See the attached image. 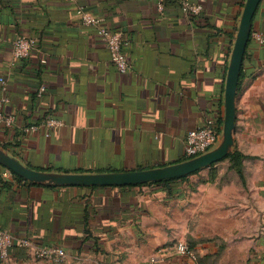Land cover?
Instances as JSON below:
<instances>
[{
	"label": "crops",
	"instance_id": "obj_1",
	"mask_svg": "<svg viewBox=\"0 0 264 264\" xmlns=\"http://www.w3.org/2000/svg\"><path fill=\"white\" fill-rule=\"evenodd\" d=\"M183 1H77L124 33L131 68L120 72L73 1L0 0V76L9 97L2 108L14 116L0 122V145L31 166L59 171L132 170L185 158L190 129L210 117L223 123L245 0H192L203 6L194 15ZM256 30L264 32V0L252 19ZM20 36L35 44L19 58L13 46ZM2 96L0 82V105ZM50 116L60 124L24 130ZM236 147L246 155L244 180L236 173L231 184L204 187L184 206L199 211L201 234L210 237L185 240L196 259L177 252L164 202L145 196L146 185L49 186L0 164V227L67 252L52 263L14 245L0 264H264V43L252 36L238 85Z\"/></svg>",
	"mask_w": 264,
	"mask_h": 264
},
{
	"label": "water",
	"instance_id": "obj_2",
	"mask_svg": "<svg viewBox=\"0 0 264 264\" xmlns=\"http://www.w3.org/2000/svg\"><path fill=\"white\" fill-rule=\"evenodd\" d=\"M261 0H245L229 57L224 92V118L216 142L206 151L162 165L132 170L59 171L29 165L0 145V164L24 179L49 186L136 185L189 175L226 157L236 146L237 92L243 58L251 38L252 19Z\"/></svg>",
	"mask_w": 264,
	"mask_h": 264
},
{
	"label": "built area",
	"instance_id": "obj_3",
	"mask_svg": "<svg viewBox=\"0 0 264 264\" xmlns=\"http://www.w3.org/2000/svg\"><path fill=\"white\" fill-rule=\"evenodd\" d=\"M75 3L77 14L81 17L82 22L85 25L92 26L96 29L98 35H100L106 42V45L110 52V60L120 72H127L131 68V62L126 53L125 46L128 41L124 33L118 29H113L106 21L105 17L93 13L90 9L82 4H79L78 0H71ZM162 5V3L160 4ZM203 6L198 1L184 0L182 2V10L188 14H198L201 12ZM254 41L261 45L264 43V32L256 30L251 34ZM35 44V38L29 36H20L14 40L13 53L16 57H24L29 53L31 48ZM1 90L3 96L1 98L0 105V122L5 121L7 124H11L14 121L13 115H6L3 111L2 105L9 100L7 94V80L5 77L0 76ZM45 91V86L42 85L39 88L38 94L42 95ZM60 124V120L55 117H47L40 122H34L24 127L25 131H36L40 127L50 128ZM222 125L219 124L215 117L208 118L205 125L192 128L187 132L185 153L187 157L202 153L208 150L217 140L221 131ZM16 245L20 248L28 249L35 257L48 260L52 263H61L67 257L66 249L63 246L36 243L32 239L27 237H18L9 230L0 227V259L5 260L10 257V249ZM176 250L183 255H189V257L196 259L197 255L189 244L181 239L176 243Z\"/></svg>",
	"mask_w": 264,
	"mask_h": 264
},
{
	"label": "rangeland",
	"instance_id": "obj_4",
	"mask_svg": "<svg viewBox=\"0 0 264 264\" xmlns=\"http://www.w3.org/2000/svg\"><path fill=\"white\" fill-rule=\"evenodd\" d=\"M215 172L216 177L212 178V173ZM236 173L237 171L233 166L220 161L213 166L191 173L183 179L175 180L168 184L146 185L141 187V191L145 192V196L154 197L156 200L162 198L160 201L164 202L163 207H165V216L163 217L166 218L164 223L168 225L166 229L174 235L173 239L175 242L184 239L197 245L204 242L208 236H206L207 234H201L203 233V223H200L199 211L186 212L184 206L195 202L197 200L196 197L199 195L198 193L204 187L220 188L225 184H231ZM158 207L160 206L157 205ZM36 259L41 258L36 257Z\"/></svg>",
	"mask_w": 264,
	"mask_h": 264
},
{
	"label": "trees",
	"instance_id": "obj_5",
	"mask_svg": "<svg viewBox=\"0 0 264 264\" xmlns=\"http://www.w3.org/2000/svg\"><path fill=\"white\" fill-rule=\"evenodd\" d=\"M6 147V146H5ZM7 148V147H6ZM8 149V148H7ZM246 157V155L244 153H242L236 146H235V149L230 152L226 157H224L223 159L219 160V161H216L214 163H212L210 166H213L215 164H217L218 162L220 161H223V160H226L228 159L230 161V165L233 166L237 173L240 175V177L244 180V174H243V159ZM187 158V156L185 157ZM183 158V159H185ZM199 171V170H197ZM195 171V172H197ZM13 174L21 179V180H25L22 176L18 175L17 173L13 172ZM188 175H184V176H180V177H175V178H168V179H163L161 181H156V182H147V183H143L141 185H151V184H168L172 181H175V180H180V179H183L185 177H187ZM216 177V172L215 173H212V178ZM26 181V180H25Z\"/></svg>",
	"mask_w": 264,
	"mask_h": 264
}]
</instances>
